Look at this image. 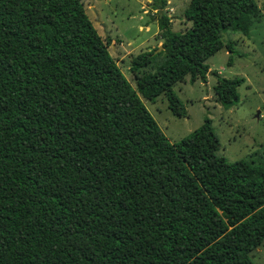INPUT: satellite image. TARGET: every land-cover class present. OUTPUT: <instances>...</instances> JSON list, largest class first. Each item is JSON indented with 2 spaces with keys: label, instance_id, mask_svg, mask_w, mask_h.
I'll return each instance as SVG.
<instances>
[{
  "label": "trees",
  "instance_id": "trees-1",
  "mask_svg": "<svg viewBox=\"0 0 264 264\" xmlns=\"http://www.w3.org/2000/svg\"><path fill=\"white\" fill-rule=\"evenodd\" d=\"M155 48L126 77L83 0H0V264H255L264 240V166L218 153L212 119L172 142L140 94L206 82L207 59L250 35L255 0H190L174 30L167 0ZM151 67V70L147 69ZM217 75L228 107L241 77Z\"/></svg>",
  "mask_w": 264,
  "mask_h": 264
},
{
  "label": "rangeland",
  "instance_id": "rangeland-1",
  "mask_svg": "<svg viewBox=\"0 0 264 264\" xmlns=\"http://www.w3.org/2000/svg\"><path fill=\"white\" fill-rule=\"evenodd\" d=\"M260 8L250 35L226 30L223 41L233 40V51L222 47L207 59V81L190 80L175 84L174 89L186 107L185 115H176L168 106L165 94L150 100L140 94L162 131L176 142L198 128L206 116L220 145L218 153L230 161L241 158L264 166V0H255ZM86 11L101 36L110 38L109 50L120 68L136 86L130 71L132 57L155 49L154 64L160 62L162 40L158 37V14L151 0H83ZM190 0H167L164 11L171 17L174 30H185L191 22L184 11ZM147 69L151 70V67ZM218 73L228 78L241 77L239 100L224 106L217 99L214 85ZM255 264H264V240L250 253Z\"/></svg>",
  "mask_w": 264,
  "mask_h": 264
},
{
  "label": "water",
  "instance_id": "water-1",
  "mask_svg": "<svg viewBox=\"0 0 264 264\" xmlns=\"http://www.w3.org/2000/svg\"><path fill=\"white\" fill-rule=\"evenodd\" d=\"M162 48V46H160V49Z\"/></svg>",
  "mask_w": 264,
  "mask_h": 264
}]
</instances>
